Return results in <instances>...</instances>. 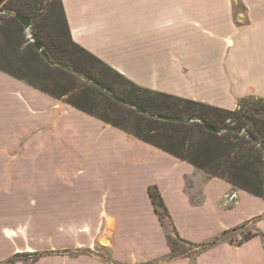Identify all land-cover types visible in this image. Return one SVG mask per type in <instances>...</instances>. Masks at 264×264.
Listing matches in <instances>:
<instances>
[{"label": "crops", "instance_id": "1", "mask_svg": "<svg viewBox=\"0 0 264 264\" xmlns=\"http://www.w3.org/2000/svg\"><path fill=\"white\" fill-rule=\"evenodd\" d=\"M61 3L71 39L140 87L228 110L243 97H263L239 60L247 43L264 45V0ZM237 14L251 23L235 25ZM73 171L94 184L81 220L65 210ZM149 186L157 187L184 240H197L194 231H218L217 238L247 224L255 236L240 244L221 241L193 261L170 259L167 228ZM0 193L3 216L8 207H43L50 252L32 262L14 259L35 250L28 240L36 219L21 208L15 217H0V249L7 247L0 264H259V254L264 257V200L1 70ZM133 222L141 230L136 238ZM101 240L107 245L99 247Z\"/></svg>", "mask_w": 264, "mask_h": 264}, {"label": "trees", "instance_id": "2", "mask_svg": "<svg viewBox=\"0 0 264 264\" xmlns=\"http://www.w3.org/2000/svg\"><path fill=\"white\" fill-rule=\"evenodd\" d=\"M1 4L0 12H4L5 17L0 16V33L6 41L3 43L5 52L21 56L19 65L6 59L7 66L0 64L1 71L53 98L64 99L72 107L191 164L210 177L221 178L233 188L264 200L263 97H243L235 109L228 110L140 87L71 39L61 0L46 3L42 0H0ZM16 15L30 19L31 38L41 44L50 61L66 63L68 69L51 65L40 55L33 42L25 39V27ZM93 64L104 67L129 86V89L119 91L125 95V100L118 98L110 83L92 73ZM41 68L48 73L61 74L60 79L66 81L61 92L37 86L33 79L39 76ZM98 96L101 101L97 103ZM107 101L108 106L103 107L102 103ZM125 105L132 108L127 110ZM138 107L144 113L138 112ZM118 110H121V119L104 114ZM158 115L177 121L153 117ZM206 125L216 132L207 130ZM148 194L161 223L171 228L166 235L170 259L189 257L188 250L191 249H181V244L197 249L195 257L221 241H232L226 238L230 231H224L209 242L194 243L182 239L170 222L157 187L149 186ZM254 236L250 233L237 243Z\"/></svg>", "mask_w": 264, "mask_h": 264}, {"label": "rangeland", "instance_id": "3", "mask_svg": "<svg viewBox=\"0 0 264 264\" xmlns=\"http://www.w3.org/2000/svg\"><path fill=\"white\" fill-rule=\"evenodd\" d=\"M42 1L46 3V1L48 0H42ZM2 4L0 5V7L2 6ZM236 4H237L236 7H239L240 12L245 11L244 6L242 7L238 1H236ZM0 16L5 17V13L0 12ZM233 20H234L235 25H247L251 23V17L245 14H237L233 16ZM30 33H31L30 28H25L24 30L25 39L27 40L29 39L32 42ZM251 40L253 39L251 38ZM5 42L6 41H5L4 35H1L0 33V64H2L3 66H7L6 59H8L11 61L13 60L12 63H16L17 65H19L18 59L21 56H18L17 54L15 55L12 53L5 52V47L3 46V43ZM242 52H243V55L240 56L239 62H241V66L243 67L245 66L248 70H252L251 74L253 78H251V81L254 82L256 94L264 97V45L263 43H256V42L247 43L245 50H243ZM14 71H17V70H14ZM92 73L96 75L97 77H99L100 79H102L104 82L108 84L110 83L111 86L114 88L115 94L118 96V98L121 100H125V95L120 94L119 91L129 89V86L126 83L121 81L112 72L108 71L104 67H101L97 64L92 65ZM60 75L61 74L58 72L48 73L43 68H41L39 69V76L34 78L33 80H35L37 86H43L50 90H54V91L56 90V91L61 92L63 88V84L64 83L66 84V81L61 80ZM96 98H97V103L101 101L99 100L100 98L99 96ZM107 103L108 101L105 103H102V106L106 105ZM124 107L127 110L132 108L130 105H125ZM104 109L105 111H109L107 108H104ZM120 113H121V110H118L116 112H105L104 114L109 115V117L111 116V117H116L117 119H119L118 117H120ZM123 123L126 124L127 122L124 121ZM70 179L71 181L69 182V179H68L67 182H69L68 188H69V191L71 190L70 191L71 194L68 191L69 193L68 202H67V205L65 206L66 207L65 210L68 212V215H70L72 218L76 219V217H78V219L81 220L85 216V213L87 212L89 206L92 203V193H93L94 184H91V179L88 177V174L87 173L83 174V171L81 172L73 171L70 175ZM4 194L5 193L3 192V195ZM0 195H2V193H0ZM40 195L42 196V190L39 191V189H37V198L40 199ZM94 197L95 199H97V195L95 193H94ZM22 206H24V204ZM21 208L26 209V214L28 213L29 217L32 218L35 216L36 220L34 222L35 224L33 225L35 228L34 231H36L35 236H33L34 239L28 240V243L32 245L35 250L34 252L33 251L32 252L30 251L21 252V254H18L17 256H15L14 259L22 260L26 262L27 261L32 262V261L37 260L39 257L50 253L48 252V250L45 249V246H44V239H43V225L44 224H43V219H42L43 207H36V208L30 207V206L8 207L7 210H4V216L2 215V210H0V217L1 216L4 218L10 217V216L15 217L16 215L19 214L20 211L25 210ZM131 226L135 228V229L133 228L130 231L131 235H133L135 238L141 235L140 225L138 224V222H133V225ZM262 227H264V223L262 224ZM166 228H167V231L171 230V228H169L168 225L166 226ZM211 228L212 230L216 231L218 226L214 225ZM251 230H254L252 224H247L229 233L226 236V238H228L229 240H232V242L237 243L241 241V239L246 237L248 234H250ZM209 232H210L209 230L200 231V232L194 231L192 234L197 239L194 242L200 243V242L211 241L216 236H218L217 233H219L218 231H216L217 233L214 235L213 232L212 233H209ZM257 241H259V238L257 239ZM97 244L99 247H101V246L107 245V242L106 240H101V241H98ZM181 246H182L181 249H184V248L191 249V250H188V254H189L191 261H193L194 253L197 252V249L187 244L186 245L181 244ZM254 247L255 249L259 250V242H257V245ZM5 251H7V247H3L2 249H0V255L5 253ZM70 254H74V253H70ZM259 264H264V257L261 254H259Z\"/></svg>", "mask_w": 264, "mask_h": 264}, {"label": "water", "instance_id": "4", "mask_svg": "<svg viewBox=\"0 0 264 264\" xmlns=\"http://www.w3.org/2000/svg\"><path fill=\"white\" fill-rule=\"evenodd\" d=\"M15 18L25 27V28H30V25H31V21L30 19L27 17V16H22V15H16ZM32 42H33V45L34 47L36 48L37 51H39L40 55L46 60L48 61L51 65H56V66H59V67H62V68H65V69H68L69 66L66 64V63H55V62H51L50 59H49V56L48 54L43 51L42 49V46L40 43H38L37 41H34L32 39ZM76 73V71H74ZM87 81H90L91 83L95 84V85H98L97 82L95 81H92L90 79H86ZM138 112L140 113H144V110L140 107H138L136 109ZM154 118L158 119V120H165V121H177L176 118H172V117H167V116H161V115H158V116H153ZM205 128L209 131H212V132H216V129H214L213 127L209 126V125H206Z\"/></svg>", "mask_w": 264, "mask_h": 264}, {"label": "bare ground", "instance_id": "5", "mask_svg": "<svg viewBox=\"0 0 264 264\" xmlns=\"http://www.w3.org/2000/svg\"><path fill=\"white\" fill-rule=\"evenodd\" d=\"M107 242V241H106Z\"/></svg>", "mask_w": 264, "mask_h": 264}]
</instances>
